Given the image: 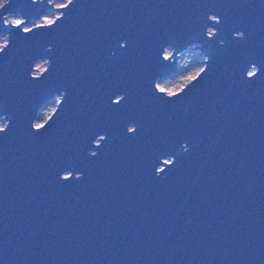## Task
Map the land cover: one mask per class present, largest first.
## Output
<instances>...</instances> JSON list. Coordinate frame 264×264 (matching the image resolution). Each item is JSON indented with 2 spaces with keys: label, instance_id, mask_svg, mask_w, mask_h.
<instances>
[{
  "label": "water",
  "instance_id": "1",
  "mask_svg": "<svg viewBox=\"0 0 264 264\" xmlns=\"http://www.w3.org/2000/svg\"><path fill=\"white\" fill-rule=\"evenodd\" d=\"M51 1L0 9V264H264V0Z\"/></svg>",
  "mask_w": 264,
  "mask_h": 264
},
{
  "label": "rangeland",
  "instance_id": "2",
  "mask_svg": "<svg viewBox=\"0 0 264 264\" xmlns=\"http://www.w3.org/2000/svg\"><path fill=\"white\" fill-rule=\"evenodd\" d=\"M53 8L50 10L51 12L43 16L39 19L38 24L51 23L53 22L59 15L60 12L57 11V8L60 6H65L69 2L68 0H52ZM24 20V18L20 14L8 15L6 16L7 22L20 23ZM33 25L26 24L25 29L31 28ZM8 42V35L5 33H0V46H5ZM197 47V46H196ZM195 48V47H193ZM188 49L182 53V57L179 61V66L181 71L178 74L166 79H161L158 81V87L169 94H174L180 91L186 84L192 81L204 68L203 60H205L204 54H202L199 48ZM171 53L169 50L168 54ZM48 61L41 60L38 61L36 67L33 71V74L39 75L47 68ZM62 96L57 95V97L48 103L40 112L37 118L36 125L40 126L44 124L50 116L55 111L58 102L61 100ZM2 117L0 119H3ZM6 124L3 121H0V127H5Z\"/></svg>",
  "mask_w": 264,
  "mask_h": 264
},
{
  "label": "clouds",
  "instance_id": "3",
  "mask_svg": "<svg viewBox=\"0 0 264 264\" xmlns=\"http://www.w3.org/2000/svg\"><path fill=\"white\" fill-rule=\"evenodd\" d=\"M35 2H38V0H35ZM68 2L72 5L73 3H72V0H68ZM9 3V0H0V9H3L4 8V6L6 5V4H8ZM238 36H242L243 35V33H238L237 34ZM9 47V45L7 46V48ZM4 51H5V48L3 47V46H0V54H3L4 53ZM44 60H48L49 61V65L51 64V61H50V59H44ZM31 75H32V73H31ZM32 78L33 79H35L34 77H33V75H32ZM38 80V79H37ZM63 104V103H62ZM0 121H3L5 124H6V127H0V134H4L7 130H8V128H9V126H10V121L7 119V117H5V118H3V119H0ZM52 121V120H51ZM36 122H37V120H35L34 122H33V124H32V128L36 131V132H40V131H43V130H45L46 129V127L49 125V123L46 125V126H43V125H41L39 128L36 126ZM94 145H95V147L96 148H99V147H101L102 145H100L99 147L95 144V141H94ZM90 155H92V156H96V155H98V152H96V151H91L90 152ZM172 160L174 161V163H175V158H172ZM174 163H172L171 165H169V166H172V165H174ZM165 172V170L163 171V172H157V175H161V174H163ZM69 173H71V178H68V174ZM73 173L72 172H66V173H63L62 174V176H61V179L62 180H64V181H69V180H71L72 178H73ZM83 177V173H78V174H76V178L77 179H81Z\"/></svg>",
  "mask_w": 264,
  "mask_h": 264
},
{
  "label": "built area",
  "instance_id": "4",
  "mask_svg": "<svg viewBox=\"0 0 264 264\" xmlns=\"http://www.w3.org/2000/svg\"><path fill=\"white\" fill-rule=\"evenodd\" d=\"M193 47H196V46H193ZM193 47H191V48H193ZM191 48H190V49H191ZM202 54H203V53H202ZM167 56H168V55H167ZM204 56H205V60H203V62L206 61V59H207V57H206L205 54H204Z\"/></svg>",
  "mask_w": 264,
  "mask_h": 264
}]
</instances>
